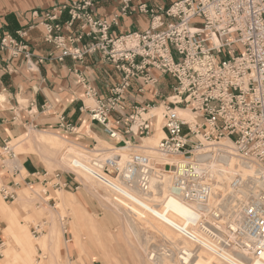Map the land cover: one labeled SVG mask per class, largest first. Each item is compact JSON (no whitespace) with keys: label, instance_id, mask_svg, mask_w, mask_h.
Returning a JSON list of instances; mask_svg holds the SVG:
<instances>
[{"label":"built area","instance_id":"2783aa9c","mask_svg":"<svg viewBox=\"0 0 264 264\" xmlns=\"http://www.w3.org/2000/svg\"><path fill=\"white\" fill-rule=\"evenodd\" d=\"M95 1H72L42 17L34 11L32 17L42 26L44 40L60 51V60L69 57L82 62L84 55L100 53L114 67L119 80L107 100L97 99L86 76L75 73L85 98L91 99L92 105L86 106L91 120L112 138L115 133L107 127L108 116L123 114L128 96L145 94L161 76L174 79L171 96L160 104H166L161 112L164 137L156 147L169 161L154 162L132 151L138 145L125 142L120 148L93 150L82 160L73 157V170L66 174L75 179V171L90 167L142 192H149L153 180L167 176L171 195L196 212L188 227L175 228L180 237L223 264L264 261V0H172L168 7L156 8L138 5L137 12L148 16V29L117 38L109 32L119 17L131 12L130 0H120V11L109 20L92 15ZM63 13L68 18L61 23ZM75 23H79L77 33L65 36L64 31ZM24 35L21 31L16 32L17 38L0 34V52L20 57L33 70L43 60L35 58L21 41ZM82 39L88 42L77 46ZM154 94L159 97L158 91ZM154 107L148 101L133 105L132 113L125 116L128 128L148 137L158 120L155 114L146 117ZM3 148L8 151L6 145ZM120 150L128 152L125 158L115 153ZM228 158L238 170L225 185L209 168ZM19 169L14 166L12 171L19 173ZM60 175L54 171V182H50L56 190L67 186L58 182ZM101 178L98 181L108 187ZM78 187L74 184V189ZM0 196L13 202L17 194L1 186ZM40 232V225L33 227L32 235Z\"/></svg>","mask_w":264,"mask_h":264},{"label":"crops","instance_id":"0c3cea01","mask_svg":"<svg viewBox=\"0 0 264 264\" xmlns=\"http://www.w3.org/2000/svg\"><path fill=\"white\" fill-rule=\"evenodd\" d=\"M72 1L76 0H0V34L16 37V32H24L25 35L21 41L29 46L35 58L43 60L36 64L33 70H28L20 57L10 58L5 52H0V155L6 143L26 135L28 131L54 135L65 143L83 150L87 149L90 153L96 150L97 143L102 142L113 148H120L125 142L130 145H140L144 138L143 134L138 133L135 128L129 129L125 116L132 113L133 105L166 98L164 95L171 96V87L175 81L169 76L159 77L157 85L153 89H147L143 95L128 96L123 107V114L113 112L108 116L107 127L115 133L114 138L108 135L102 125L92 121L86 109L91 99L85 98L84 88L76 79L75 73L86 76L90 89L97 94L99 100H107L110 97V90L118 83L119 75L112 65L104 62L100 53L86 54L82 62L69 57L60 60L58 58L60 51L44 40L42 26L36 24L37 21L32 17L34 11L42 17L46 11ZM171 1L130 0L131 12L119 17L118 24L109 32L110 37L117 38L120 35L143 32L148 29L150 23L148 16L137 12L138 5L145 4L150 8L168 7ZM120 8V0H96L91 13L97 19L109 20L120 11ZM67 18V13H63L60 22L63 23ZM78 30L79 23H75L69 31H64V35L73 36ZM87 42L88 40L82 39L77 46ZM155 91H158L159 97L155 96ZM69 127L74 130H70ZM154 132L153 129L148 137L153 136ZM9 157L14 159L15 155L9 153ZM17 159L22 166L19 173L10 170L0 160L2 186L11 187L17 192L22 185L29 186L31 190L34 185L46 188L50 180L54 181L52 176L56 170L52 174L47 173L46 170H40L37 159L33 155H18ZM21 171H24L25 175L20 178V181H16ZM45 173L47 176L42 177ZM61 176L58 182L67 184L65 188L74 189L73 183L70 182L71 177L68 176L69 180L64 179L62 183ZM42 196H39V201L52 202L53 198L49 197V191L43 194L42 190ZM117 245L119 246V242ZM123 250V247L116 249L118 252ZM95 252L103 259L98 250L95 249ZM112 264H115L114 260ZM116 264L132 263L123 255Z\"/></svg>","mask_w":264,"mask_h":264},{"label":"rangeland","instance_id":"374dc122","mask_svg":"<svg viewBox=\"0 0 264 264\" xmlns=\"http://www.w3.org/2000/svg\"><path fill=\"white\" fill-rule=\"evenodd\" d=\"M168 96L164 95L166 98ZM163 99L155 100V108L149 113V115L160 113L159 127H161V112L166 105H160ZM89 104L92 105V102L90 101ZM159 107L160 110L156 111L155 109ZM40 134L42 133L28 131L26 135L6 143L8 151L1 150L0 160L12 170L14 166L21 167L20 160L17 159L18 155H33L37 159L40 170H46L49 174H52L54 170H59L62 172V183L64 179L69 180L70 175L66 173L71 172V169L60 163V157L69 148L70 152L77 151L85 155L89 152L87 149L71 146L54 135L51 137L49 136L51 134H42L46 136L43 138ZM156 134L157 132H154L153 136L147 138L153 139ZM32 138L48 144L49 142L55 143L53 144L54 151L32 145L30 142ZM160 139L157 137L155 144ZM141 146H143V139L138 145L139 148L136 147L137 149L132 151L141 153ZM112 148L104 142L97 143L95 147L96 150ZM7 152L14 154V159H11ZM115 153L127 154L128 152L120 150ZM152 158L154 162H158L155 156ZM24 175V171H21L16 181H20ZM50 182L51 180L48 183ZM70 182L78 183L79 189L77 191L71 188L56 190L52 187L53 183L44 188L47 192L49 191V197L53 198V202L39 201V196L43 197L41 185H34L31 190L29 186L22 185L17 190V197L13 203L3 201L0 196V264H20L18 259H14L15 235L21 238L26 237L33 246V252L29 255V264H37V261L41 262L40 264H80L78 260L83 264L93 262L112 264L114 260L116 264L123 255L132 264H181L179 252L183 244L178 243L181 239L176 233H164V227L155 228L148 225L146 221L152 218L146 214L145 219L125 211V208L120 207L114 199L115 197L120 199L118 196L86 176L77 174L75 179L70 178ZM37 225L41 226V232L32 235L33 227ZM19 232L22 234H18ZM118 247H123L124 250L118 252L116 251ZM95 249L102 254L103 259L96 254ZM190 249L194 250L195 254L189 264H193L195 256L202 257V260L215 262L204 252L198 253L194 246ZM150 254L153 255L154 262L148 260Z\"/></svg>","mask_w":264,"mask_h":264},{"label":"bare ground","instance_id":"6f19581e","mask_svg":"<svg viewBox=\"0 0 264 264\" xmlns=\"http://www.w3.org/2000/svg\"><path fill=\"white\" fill-rule=\"evenodd\" d=\"M155 108V107H154ZM154 108L151 110L153 111ZM150 110V111H151ZM160 110L159 108L155 109ZM181 112V111H180ZM183 112V111H182ZM150 113V112H149ZM149 113L146 114V117L149 116ZM158 116V122L155 127V132H157L156 137L153 139L149 138H143V146H141V153L149 156L151 160L152 157L155 156L156 160L160 164H168V158L161 155L157 150V144L156 138L159 137V139L164 137V132L161 130V127H159V120H160V113H155ZM44 135V133H42ZM40 134L43 138L46 136H43ZM47 135V134H46ZM49 135V134H48ZM53 137L52 135H49ZM32 145H37L38 147H42L45 150H53L55 143H46L41 140L32 138L30 140ZM34 147V146H33ZM138 147V146H137ZM139 148V147H138ZM70 149V148H69ZM68 149V150H69ZM144 149V150H143ZM66 151L63 153L62 157H60V163L62 165H65L69 169H72L70 161H72L73 157L82 160L85 157V154H81L77 151ZM103 150V149H102ZM101 149H98L96 151H102ZM54 151V150H53ZM144 151V152H143ZM87 152H90L87 150ZM122 158H125L126 154H120ZM111 156V155H110ZM17 161V160H16ZM15 161V162H16ZM162 164V165H163ZM22 167V166H21ZM87 167V166H86ZM87 171H75L76 174H81L83 176H86L93 180L94 182H97L102 187L100 181L101 177L104 178L102 180L106 181L105 183L108 185V187L104 186L106 189L110 190V192L116 196H118L120 199L115 197L116 201L118 202L120 207L125 208V211L136 215L141 216L142 218H145V214L147 216H150L152 219L150 221H146L148 225L157 228L158 226L164 227L165 232H170L172 234H175V228L180 225H184L188 227V225L191 223L192 219L196 216V212L188 207L186 204H184L180 199L177 197H173L170 193L169 186L170 181L168 180L167 176H164L161 178V181H155L153 180V184L150 187L149 192H142L139 188L136 187H128L124 184L123 181L114 179L112 177H107L103 173L96 171L93 168L87 167ZM210 171L214 172L216 174V177L218 179V182L226 183L230 179V177L238 170L236 166V162L233 159H226L220 160V165H211ZM246 169V168H244ZM73 170V169H72ZM243 170V169H242ZM245 170H243L244 173ZM33 196V195H32ZM128 213V214H129ZM146 219V218H145ZM94 225V224H93ZM191 230V229H189ZM64 231V230H63ZM18 234H22L19 232ZM178 236L179 234L176 233ZM181 239L178 243H182L183 247L180 249L179 252V260L180 263H182L181 259L184 261L185 264H189L190 260L194 257V250H191L190 248L193 247L188 241L183 239L179 236ZM45 244V243H42ZM14 245L16 246L15 249V260H19L20 264H29V255L33 252V246L28 242L26 237L22 236V238L18 235H15L14 237ZM195 247V246H194ZM197 252H204L208 256L212 257L215 262H209L206 259L202 260V257L195 256V260L193 264H223L219 259L214 257L212 254H209L206 250L200 249L196 247ZM159 258V257H158ZM160 259V258H159ZM148 260L150 262H154L153 255H148ZM80 264H83L82 261L78 260ZM37 264H40L41 262L37 261ZM76 264V263H73ZM78 264V263H77ZM246 264H264V261L260 262H247Z\"/></svg>","mask_w":264,"mask_h":264}]
</instances>
